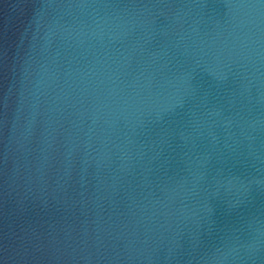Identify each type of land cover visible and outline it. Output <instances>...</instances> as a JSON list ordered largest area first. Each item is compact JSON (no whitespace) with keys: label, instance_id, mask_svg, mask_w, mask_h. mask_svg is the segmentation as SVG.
Instances as JSON below:
<instances>
[{"label":"water","instance_id":"95a60500","mask_svg":"<svg viewBox=\"0 0 264 264\" xmlns=\"http://www.w3.org/2000/svg\"><path fill=\"white\" fill-rule=\"evenodd\" d=\"M0 264H264V0H0Z\"/></svg>","mask_w":264,"mask_h":264}]
</instances>
